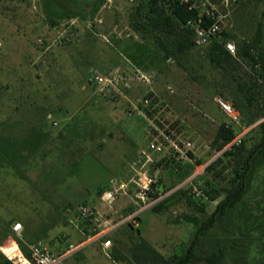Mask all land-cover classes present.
<instances>
[{
	"label": "rangeland",
	"instance_id": "374dc122",
	"mask_svg": "<svg viewBox=\"0 0 264 264\" xmlns=\"http://www.w3.org/2000/svg\"><path fill=\"white\" fill-rule=\"evenodd\" d=\"M150 1L112 0L93 17L74 16L52 26L43 0H0V264L12 239L6 228L13 219L11 228L15 222L23 224V238L29 228L54 251L76 242L80 248L72 256L74 264H117L112 255L118 247L131 256L130 239L118 229L126 223L140 228L165 256L181 254L195 232L187 218H204L224 197L212 198L233 175L224 149L241 140L251 147L253 128L259 136L264 114L257 115L259 108L253 113L250 103L264 106L263 64L239 58L238 70L224 72L211 64L206 46L195 43L182 59L192 73L186 71L160 50L161 43L175 50L176 35L151 26ZM213 1L226 14L222 38L226 32L237 49L249 43L258 58L264 55V0ZM137 70L148 74L152 84L138 79ZM114 71L123 77L116 86L96 82V75ZM239 81L248 84L246 90ZM218 97L232 106L238 101V122L221 110ZM221 124L236 133L223 149L215 142ZM155 126L173 133L181 145L180 140H191V160L174 150L148 151L153 161L143 168L144 159L134 165ZM44 132H50L48 139L36 145ZM220 156L223 161L205 171ZM220 170L222 175L214 176ZM142 173L162 186V192L149 194L144 209L135 202L140 189L130 181ZM259 173L264 174V167ZM121 181L129 182L128 187L115 199H104L105 187H118ZM179 186L187 195L162 213L151 210L152 200ZM194 187L205 201L194 196ZM82 207L88 208L86 215ZM102 229L112 232L93 236ZM107 237L111 245L104 251L100 241L103 245ZM79 239L90 241L80 246ZM211 249L206 236L197 264H212L203 258ZM257 262L249 257L247 264ZM220 264L238 261L228 256Z\"/></svg>",
	"mask_w": 264,
	"mask_h": 264
},
{
	"label": "trees",
	"instance_id": "16d2710c",
	"mask_svg": "<svg viewBox=\"0 0 264 264\" xmlns=\"http://www.w3.org/2000/svg\"><path fill=\"white\" fill-rule=\"evenodd\" d=\"M102 4L103 0H43L44 12L52 26L74 16L93 17ZM149 19L153 28L168 32L170 35H176L175 50H170L163 43L159 44L160 50L165 51L167 57L174 56L178 59V64L181 67L192 73L188 62L182 59L195 44V33L188 22L191 19L198 22L202 20L199 10L190 9L189 3L181 0H151ZM135 29L139 30L140 26L135 25ZM223 36L222 41L215 40L206 46V55L215 68L233 73L240 67L239 58L254 64L262 63L264 66V55L261 54L258 58L249 43L239 46L237 55L231 54L224 45L228 40V33L224 32ZM193 77L197 79L196 74H193ZM238 83L241 90L247 89L246 82L239 81ZM233 104L239 111L238 101L234 100ZM250 107L253 109V113H255V108H259L257 115L264 114V106L259 105L257 101H252ZM254 131H256L255 128L251 130L250 134V137L254 139L251 147L247 148L245 141L241 140L239 144L233 143L224 149L222 155L230 158L233 175L212 198L219 194H223L224 197L204 218L196 215L187 218L194 224L195 232L192 241L181 254L165 256L141 234L140 228H136L132 223H126L123 224L124 228L118 227L119 235L127 236L130 239L132 255L129 256L118 247L113 252V259L117 262L130 261L134 264H197L201 240L210 236L212 249L203 257L207 262L220 264L226 257L231 256L238 261V264H247L249 257L258 259L257 264H264V174L259 177V172L264 167V121L258 126V137L253 134ZM49 135L50 132H44L43 136H38L35 141L36 145L47 140ZM235 138L234 129L226 124H221L217 130L215 142L220 149H223ZM12 159L16 160L14 157ZM222 161L223 157L220 156L216 161L210 163L205 171H213L218 162ZM226 168L225 165L223 170ZM223 170L214 172V176H221ZM161 188L160 183H157L154 188L155 192H162ZM247 193H250L249 199L246 196ZM185 195H187V190L181 187L157 201L151 206V210L162 213ZM190 197H188L189 203L205 212V209L197 205ZM71 206L73 207V204ZM13 221L15 219L8 221L6 235L14 233L10 227ZM25 232L27 235L25 238L19 239V244L23 252L30 255L29 245L41 241L43 237H35L29 228ZM98 232L96 230L95 233ZM107 239L110 238L107 237ZM1 264H12V262L4 256Z\"/></svg>",
	"mask_w": 264,
	"mask_h": 264
},
{
	"label": "built area",
	"instance_id": "2783aa9c",
	"mask_svg": "<svg viewBox=\"0 0 264 264\" xmlns=\"http://www.w3.org/2000/svg\"><path fill=\"white\" fill-rule=\"evenodd\" d=\"M112 0H103L102 8ZM182 2L189 3V8H195L199 10V14L201 17V21H197L195 19L189 20L188 24L193 28L195 33V43L198 46H208L213 41L218 40L222 41V32L225 25V18L226 14L223 13L217 4L213 0H181ZM225 47L226 49L233 55H237V46L236 43L233 40L228 39L225 41ZM134 72V71H133ZM135 74L138 79H141L148 83L149 85L152 84V80L149 77L148 74L141 70L135 71ZM122 75L119 71L112 72L109 76H102V75H96L95 80L97 83L101 85H111L116 86L118 83H120L122 79ZM128 86L129 83H126ZM218 106L221 108V110L228 115L233 122H238L240 118V112L232 106V104L224 100L221 97H218L216 99ZM154 130V128H152ZM156 132L153 133L150 131V139L148 140L146 149H141L139 151L138 157L139 159L137 161H134V165H137V163L141 162L143 160V168L149 161H153L151 155L148 153L155 152V153H164L166 151L174 150L178 153H181L182 156L186 159L191 160L190 156L187 154V151H193L194 145L191 140H180L182 142V145L180 144L179 140L175 138L173 133L163 131L159 127L155 126ZM158 131V132H157ZM146 157V159H145ZM141 175V172H139ZM130 181L134 182L138 188L140 189L137 198L135 199V202L140 204V209L145 208V200L148 199L149 194L151 192H155V187L157 186V183L151 178L146 176L145 173H142V176L138 179L132 178ZM129 182L121 181L118 184V187H115V185H112L103 196L104 199H115L116 196L119 195L120 189H126L128 187ZM193 194L195 197L201 198L202 201H205L206 198H204L202 192L197 188H193ZM161 198V197H160ZM160 198H156L154 201L151 202H157ZM204 198V199H203ZM144 204V206L141 204ZM88 212L87 207L81 208L82 215H86ZM135 216L138 215V213H134ZM134 217V215H133ZM12 229L14 233L12 234V239L9 243H7L3 248V253L8 258L12 264H69L68 258L72 256L78 249L79 246L76 244H69L65 249L60 251H54L52 248H50L47 244H45L43 241H39L35 244H30V255H26L20 244L19 239H23V224L21 222H15L12 226ZM101 235H97L94 237H101ZM93 236H89L90 240H92ZM93 237V238H94ZM95 238V239H97ZM94 240V239H93ZM105 248H108L111 245V240L108 239L103 243Z\"/></svg>",
	"mask_w": 264,
	"mask_h": 264
},
{
	"label": "crops",
	"instance_id": "0c3cea01",
	"mask_svg": "<svg viewBox=\"0 0 264 264\" xmlns=\"http://www.w3.org/2000/svg\"><path fill=\"white\" fill-rule=\"evenodd\" d=\"M110 187H111V185H110ZM110 187H107V188H110ZM111 230L110 229H102V230H100L98 233H96L95 235H93V236H97V235H101V234H103V235H108V233L110 232ZM47 236V235H46ZM90 236H92V235H90ZM47 238V237H46ZM100 239V238H99ZM41 241H44V238L41 240ZM90 240H88V239H86V240H82V239H79V241H78V244H81L80 246H82V245H86L88 242H89ZM76 244V242H70L69 244ZM68 244V245H69ZM100 246L102 247V250H106V248H104L103 247V245H102V242L100 241ZM66 248V247H65ZM65 248H63V249H65ZM80 248V247H79ZM62 249V250H63ZM76 253V252H75ZM74 253V254H75ZM74 254L72 255V256H74ZM72 256H70L69 258H68V262H69V264H74V260L72 259ZM113 261H115L114 259H113ZM117 264H119V262H117V261H115Z\"/></svg>",
	"mask_w": 264,
	"mask_h": 264
},
{
	"label": "water",
	"instance_id": "95a60500",
	"mask_svg": "<svg viewBox=\"0 0 264 264\" xmlns=\"http://www.w3.org/2000/svg\"><path fill=\"white\" fill-rule=\"evenodd\" d=\"M226 149V148H225ZM181 186L177 187L175 190L179 189Z\"/></svg>",
	"mask_w": 264,
	"mask_h": 264
}]
</instances>
